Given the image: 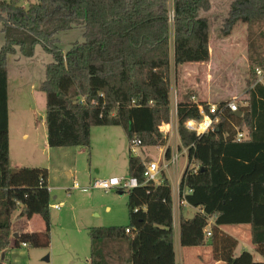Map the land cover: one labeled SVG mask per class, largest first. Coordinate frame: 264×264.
<instances>
[{
	"label": "trees",
	"instance_id": "16d2710c",
	"mask_svg": "<svg viewBox=\"0 0 264 264\" xmlns=\"http://www.w3.org/2000/svg\"><path fill=\"white\" fill-rule=\"evenodd\" d=\"M210 11V0H38L28 8L20 0H0V253L23 244L48 250L52 229L48 170L11 168L8 57L31 59L40 46L53 58L41 87L50 148H83L90 156L92 129L119 127L129 145L128 177L144 184L143 163L132 144H167L159 128L171 120L173 67L178 78L183 66L210 62ZM240 22L264 24V0H235L221 33L231 35ZM79 27L85 42L64 54L58 35ZM253 64L264 69L263 60ZM254 70L246 104L239 105L242 115L226 112L199 141L185 128L188 120L202 119L191 101L195 92L177 104L181 141L185 147L197 143L190 157L201 168L182 182V189L193 190L186 199L196 214L187 219L181 209L180 245L209 246L219 263L264 264L249 255L235 257L238 241L221 230L249 226L252 245L264 259V87L254 86ZM239 132L248 138L238 142ZM117 192L128 194L129 224L91 228L89 264H112L105 252L109 241L128 243V264H176L169 181ZM18 211L21 219L40 217L44 230L15 238L12 219Z\"/></svg>",
	"mask_w": 264,
	"mask_h": 264
},
{
	"label": "rangeland",
	"instance_id": "374dc122",
	"mask_svg": "<svg viewBox=\"0 0 264 264\" xmlns=\"http://www.w3.org/2000/svg\"><path fill=\"white\" fill-rule=\"evenodd\" d=\"M235 0H210L211 11L205 14L211 26L210 54L211 61L207 63V89L204 85L205 76L199 74L204 67H194L191 72L190 91L195 92L197 99L221 104L237 100L239 105L246 104L248 97L247 82L252 78L256 65L253 61H264V24L248 25L238 23L231 35L221 33L224 22L228 18L230 7ZM38 0H20V5L28 8L30 3ZM84 28H76L62 32L58 35L60 48L68 53L75 44L85 42ZM4 45V35L0 32V47ZM9 84L8 96L9 110L14 119L27 122V127L34 126L35 121L46 120V97L41 90L45 80L47 65L53 63V58L37 46L35 56L31 59L23 57L20 53L8 57ZM211 64V65H210ZM186 67V66H185ZM185 67L183 73L185 72ZM182 70L177 78L174 67L171 76L172 98L176 93L177 101L185 97L189 91L182 92ZM198 80V81H197ZM207 90V93H205ZM173 105V102H172ZM24 110L21 111L20 110ZM173 109V106H172ZM17 112V113H16ZM35 120V121H34ZM103 128V127H98ZM16 129H13V137ZM101 130V129H97ZM108 135L94 131L92 151L90 156L83 148H57L50 160L41 153L42 149L32 146V156L29 157L28 167L35 168L43 165L49 173V188L52 189V205L64 203L59 211L51 210L52 229L51 246L48 250L28 247L8 249L0 253V264H89L91 243L89 230L91 228L126 227L129 224V211L127 207L128 194L120 195L117 191L105 192L91 189L97 179H109L114 176L126 177L128 141L124 131L119 127H110ZM112 147L107 151V145ZM14 155L11 161L12 170L23 168L17 166V147L13 146ZM149 160H158L159 152L152 148L142 149ZM115 158V159H114ZM32 165V166H31ZM72 171L74 179L69 180L66 172ZM99 171L97 174L96 172ZM80 185V189H73V181ZM172 180V179H171ZM58 197V200H53ZM196 211L185 208V217L191 219ZM20 211L12 219V233H21L27 219L19 218ZM177 217V219H179ZM35 226L44 223L35 218ZM33 224H30L33 227ZM45 227V226H44ZM38 231L37 228H34ZM224 231L239 238L240 251L244 244H249L250 229L247 225L226 226ZM15 234H13L14 236ZM128 245L127 242H124ZM125 257L124 245H117L109 241L106 246L108 260L117 251ZM209 247L182 248L177 246L179 264H206ZM49 257V262L44 259Z\"/></svg>",
	"mask_w": 264,
	"mask_h": 264
},
{
	"label": "built area",
	"instance_id": "2783aa9c",
	"mask_svg": "<svg viewBox=\"0 0 264 264\" xmlns=\"http://www.w3.org/2000/svg\"><path fill=\"white\" fill-rule=\"evenodd\" d=\"M255 85H262L264 87V69L256 68ZM173 109L171 120L169 123L162 124L159 128L160 134L166 139L167 144L164 147L152 148L159 152V159L149 160L142 152L141 143L134 141L132 144V154L142 160L144 168V184H140L137 179L131 177L109 178V179H97L94 180L91 189H98L105 192L121 191L130 192L134 189L145 186L148 183H152L155 186L163 184L164 178L167 179L171 186V194L173 201V219H174V234L179 236L180 228V212L182 208H192L186 197L193 193L192 189H182V182L186 175H197L200 171V165L196 164L195 158L190 157V150H197V143L192 144L189 147H185L181 141L179 134V123L177 121V97L176 93L172 98ZM191 101L197 105L199 113L202 117L201 120H188L185 123L187 131L194 133L199 140H201L209 132L215 130V125L220 122L221 117L226 112L236 114L240 112V106L237 100L224 102L221 104H209L206 109L200 101L194 96ZM246 132H239L237 135V141L241 142L247 139ZM172 179V180H171ZM73 189H80V185L77 182L73 183ZM56 210H60V205L52 206ZM196 210V209H194ZM212 223V221H211ZM127 233L129 231L127 230ZM210 237V233L207 234ZM23 247H28L27 244H23Z\"/></svg>",
	"mask_w": 264,
	"mask_h": 264
},
{
	"label": "crops",
	"instance_id": "0c3cea01",
	"mask_svg": "<svg viewBox=\"0 0 264 264\" xmlns=\"http://www.w3.org/2000/svg\"><path fill=\"white\" fill-rule=\"evenodd\" d=\"M210 61H211V59H210ZM8 63H9V61H8ZM185 66H183L181 68V70H182V75H181L182 76V92L191 90L189 86L191 85V72H192L194 67H204V68H202V70H200L201 72H199V74H204L205 80L203 83L207 89V64H188ZM184 67H185V72L183 73ZM8 84H9V65H8ZM205 93H207V90ZM201 97H202V99H200V100H202L203 102L209 103V102L203 100L202 95H201ZM10 102L11 101L9 100V107H10ZM209 104H212V103H209ZM21 111H24V110L21 109L19 113H21ZM18 120L19 121H16L14 119V116L12 115L11 111L9 110L10 159H11V161H13V159H14L13 158V155H14L13 146H14V144L17 147V152L15 154V156H16L15 158L17 161L19 160L18 163H16L17 166H20V165H23V167L29 166L27 161H29V157L32 156V153L30 152V150H32V146L33 147L38 146L37 150L42 149L41 153L43 155H45L47 157V159L50 160V157H51V155H53L55 149H52L48 146L46 122L45 121L37 122V120L36 121L34 120L35 121L34 126L29 128V126L27 127V125H26L27 122H24L20 119H18ZM14 128H17L16 133H15V135H16L15 137L17 139H14V137H13V129ZM109 128L110 127L93 128L92 129V143H93V136H94L95 130L99 131L100 132L99 134L105 133L106 135H108V134H110V133H108V131H110V130H108ZM97 129H101V130H97ZM125 137H126V135H125ZM93 145H94V143H93ZM92 146H91V151H92ZM128 148H129V145H128ZM111 150H112V147L108 144L107 145V151L110 152ZM127 158H128V155H127ZM37 166H39V167H35V168H44L43 165H37ZM127 167H128V162H127ZM96 173L98 174L99 171H97ZM66 175H67L69 180L74 179V174L72 171H67ZM115 177L120 178L118 176H114L111 178H115ZM126 177H128V174L126 175ZM73 182H76V181L74 180ZM48 184H49V180H48ZM72 188H73V185H72ZM49 190H50V193L52 196V189L49 188ZM53 200H55V201L58 200V197H53ZM55 205H60L62 207L65 206L64 203L54 204V205H51V210H56V209L52 208V206H55ZM56 211H59V210H56ZM35 218H37V217H34L32 220H27L28 222L26 224H24L23 230L21 231V233H35V232H42L44 230V228H45L44 225L42 226L41 224H39V225L35 226L33 224V223H37V220H35ZM38 218H40V217H38ZM30 224H33V227H31ZM34 228H37L38 231H35ZM224 228L225 227L221 228V230L224 233H226L227 235L236 239L239 243V245H238V248H239V246L241 244V241L238 240L239 238L225 232ZM249 229H250V227H249ZM21 233H13V234H15L14 236H18ZM250 240H251V231H250ZM174 242H175L174 248H175V255H176V264H179L178 263V257H177V246H181V245H180L179 236H175V234H174ZM115 243L117 245H124L125 257L121 256V253L119 251V247L117 246V251L111 256V259H110L112 264H128V257H129L128 245H125L124 242H115ZM205 247H209V246H205ZM199 248H202V247H199ZM238 248H237V250H238ZM237 250L235 253V257H240L243 255H249L251 257V260L253 261V263H264V259L256 253L255 248L252 245L251 241H249L248 245L244 244L239 252H237ZM44 261H45V259H44ZM206 264H226V263H219V262L214 261L212 258L211 251L210 252L207 251V263Z\"/></svg>",
	"mask_w": 264,
	"mask_h": 264
},
{
	"label": "water",
	"instance_id": "95a60500",
	"mask_svg": "<svg viewBox=\"0 0 264 264\" xmlns=\"http://www.w3.org/2000/svg\"><path fill=\"white\" fill-rule=\"evenodd\" d=\"M234 115L240 117L242 114H241V112H238V113H236V114H234ZM14 237L16 238L17 236H14ZM45 261H46V262H49V257H46V258H45Z\"/></svg>",
	"mask_w": 264,
	"mask_h": 264
}]
</instances>
